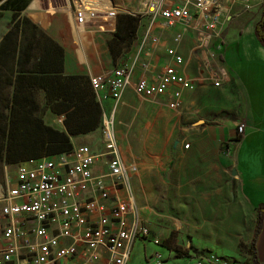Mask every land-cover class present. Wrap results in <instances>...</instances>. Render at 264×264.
Segmentation results:
<instances>
[{
    "label": "crops",
    "instance_id": "obj_1",
    "mask_svg": "<svg viewBox=\"0 0 264 264\" xmlns=\"http://www.w3.org/2000/svg\"><path fill=\"white\" fill-rule=\"evenodd\" d=\"M53 1L67 5V11H51L69 16L71 36L57 16L44 22L50 0L44 9L32 0L23 15L64 48L65 75L89 78L123 65L131 69L130 84L118 98L96 99L102 115L114 108L120 156L133 166L134 198L150 229L147 240L137 241L140 246L158 241L156 246L167 253L166 264H197L200 259L206 264L210 256L225 264H264V216L258 224L264 207V45L256 36L264 0H223L221 41L181 28L163 31L142 19L136 39L115 52L114 33L74 28L75 0ZM146 1L91 0L133 16H143ZM148 32L159 36V44L145 38ZM170 47L182 56L181 64L166 55ZM144 63L152 64L153 75L143 73ZM167 65L192 88L180 90L179 98L174 96L177 86L153 98L135 92L139 77L153 81ZM211 72L218 77L217 86ZM54 116L50 112V119ZM62 121L63 116H56V124L46 123L63 129ZM240 122L245 124L242 137L236 133ZM72 143L94 151L103 148L99 128L74 137ZM178 253L188 257L176 258Z\"/></svg>",
    "mask_w": 264,
    "mask_h": 264
},
{
    "label": "built area",
    "instance_id": "obj_2",
    "mask_svg": "<svg viewBox=\"0 0 264 264\" xmlns=\"http://www.w3.org/2000/svg\"><path fill=\"white\" fill-rule=\"evenodd\" d=\"M222 1L147 0L143 16L163 31L181 28L221 41L225 24ZM237 1L248 4L252 0ZM75 2L72 23L77 31H116L118 8L96 6L91 0ZM145 38L160 42L151 32ZM166 55L176 64L183 62L173 47L166 48ZM141 68L144 74L153 75L151 63ZM131 78V69L123 65L90 76L89 82L100 100L116 99ZM217 78L211 72L216 86ZM171 86L179 88L174 91L175 98L180 90L192 88L174 66L167 65L153 81L139 77L134 90L153 98L165 95ZM114 112L112 108L102 115L101 151L75 146L53 157L20 163L13 176L5 174L0 182V264H128L134 244L150 237L132 190L133 166L120 156ZM244 130L243 122L236 124L237 136L242 137ZM153 258L154 264L165 262L161 253ZM218 263L225 264L215 256L206 261ZM197 264L205 263L200 259Z\"/></svg>",
    "mask_w": 264,
    "mask_h": 264
},
{
    "label": "trees",
    "instance_id": "obj_3",
    "mask_svg": "<svg viewBox=\"0 0 264 264\" xmlns=\"http://www.w3.org/2000/svg\"><path fill=\"white\" fill-rule=\"evenodd\" d=\"M32 0H0V17L11 13L10 25L0 39V166L69 152L72 139L100 128L102 108L85 75H65L64 48L23 11ZM142 20L140 15L118 14L113 35L115 49L129 47ZM264 45V17L256 25ZM63 116V129L40 117L37 96ZM264 207L258 212V224ZM254 251V244L251 245ZM255 253V252H254ZM188 257L178 253L176 258Z\"/></svg>",
    "mask_w": 264,
    "mask_h": 264
},
{
    "label": "rangeland",
    "instance_id": "obj_4",
    "mask_svg": "<svg viewBox=\"0 0 264 264\" xmlns=\"http://www.w3.org/2000/svg\"><path fill=\"white\" fill-rule=\"evenodd\" d=\"M36 1V0H35ZM39 1L37 4V8L44 9V2L45 0H37ZM48 10H50L48 13L44 14V22L50 21L54 18V16L58 17V19L65 21L64 25H66V28L68 30V33L71 36L70 28H69V21L70 18L67 14H64V16L56 15L54 11L51 10H58V11H67V5H62L59 2H54L53 0H50ZM24 13H22L23 15ZM142 19H145L144 16H141ZM11 21V13L10 12H3L0 17V39L2 36L6 33ZM38 102L40 104V109L38 111V115L42 117L46 122L53 123L52 121L55 120L53 124H56V116H54V119H50V111L45 106V100L43 93H39L37 96ZM52 120V121H51ZM95 141H97V144H99L98 139L96 138ZM96 144V145H97ZM78 146H88L87 144L80 143ZM16 165H3L0 166V182L5 179V174L7 173L8 176H13L15 172ZM147 246L145 249L140 246V243H135L133 247L132 252V260L128 264H154V258L153 255L155 253H161L163 259H166L167 253L163 251L159 246H156L151 241L150 243L146 242ZM167 260H165L164 264H166Z\"/></svg>",
    "mask_w": 264,
    "mask_h": 264
}]
</instances>
